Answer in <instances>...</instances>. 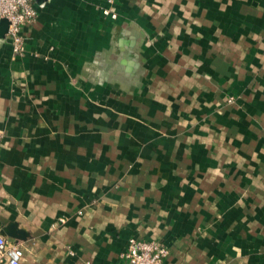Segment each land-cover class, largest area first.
Here are the masks:
<instances>
[{"label": "crops", "instance_id": "0c3cea01", "mask_svg": "<svg viewBox=\"0 0 264 264\" xmlns=\"http://www.w3.org/2000/svg\"><path fill=\"white\" fill-rule=\"evenodd\" d=\"M201 1L113 19L35 0L25 53L0 37V229L27 234L22 264H124L131 238L166 264H264V0H231L259 15L242 28Z\"/></svg>", "mask_w": 264, "mask_h": 264}, {"label": "built area", "instance_id": "2783aa9c", "mask_svg": "<svg viewBox=\"0 0 264 264\" xmlns=\"http://www.w3.org/2000/svg\"><path fill=\"white\" fill-rule=\"evenodd\" d=\"M35 0H0V23L8 21L5 38L11 40L14 55L25 53L22 29L34 23L37 19ZM103 14L117 17V13L104 10ZM168 254L166 245L159 241H144L131 238L123 253L124 264H166ZM23 246L19 241H9L1 234L0 229V264H22Z\"/></svg>", "mask_w": 264, "mask_h": 264}, {"label": "rangeland", "instance_id": "374dc122", "mask_svg": "<svg viewBox=\"0 0 264 264\" xmlns=\"http://www.w3.org/2000/svg\"><path fill=\"white\" fill-rule=\"evenodd\" d=\"M155 1L159 3L158 1H162V0H155ZM170 1L176 4L180 0H170ZM108 2L110 5L109 6L110 8L108 10L111 11V8L115 9V4H116L115 0H108ZM230 2L231 0H203L201 1V4L204 7H206L205 8L206 11H204V13H199L198 19L200 21L214 22L216 24H219V22L228 24L229 23L228 21H230L231 23H233V25L237 27H241V28L243 27L242 25H244V20L247 21V23H252V24L259 21V15H257L256 13L239 12V9H232L230 7L232 6ZM213 7H223V10H221L222 13L219 14L216 10H214ZM229 8L231 9L230 11H229ZM168 256H169V249H168L167 257L164 258L165 263L168 260ZM230 256L232 257L233 255H230ZM235 257L236 256L234 255V258ZM214 264H225V262L222 260H217L216 262H214Z\"/></svg>", "mask_w": 264, "mask_h": 264}, {"label": "water", "instance_id": "95a60500", "mask_svg": "<svg viewBox=\"0 0 264 264\" xmlns=\"http://www.w3.org/2000/svg\"><path fill=\"white\" fill-rule=\"evenodd\" d=\"M8 29V21L2 20L0 23V37L4 38ZM1 234L12 238L17 241H25L27 239V234L18 229V225L16 223H10L6 228L1 231Z\"/></svg>", "mask_w": 264, "mask_h": 264}]
</instances>
